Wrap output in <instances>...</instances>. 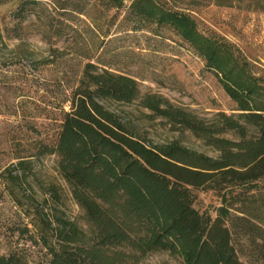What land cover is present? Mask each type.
<instances>
[{
    "label": "trees",
    "instance_id": "1",
    "mask_svg": "<svg viewBox=\"0 0 264 264\" xmlns=\"http://www.w3.org/2000/svg\"><path fill=\"white\" fill-rule=\"evenodd\" d=\"M98 1L102 8L92 13L90 0H0V45L21 42L36 27L42 40L67 42L81 59L72 80H58L54 88L35 92L52 118L54 139L36 136L32 154H17L15 162L0 169V227L30 232L14 219L27 215L24 188L34 175V159L44 155L56 157L57 172L91 227L86 235L62 214L54 217L53 226L37 202L33 237L42 247V259L30 263L23 249H16L0 253V264H145L144 258L158 250L177 260L161 264H197L206 245L219 264H264L260 79L237 61L227 44L200 33L188 15L163 9L153 0H132L117 22L116 14L106 12L121 9L125 0ZM151 26L156 33L172 30L203 58L237 113L217 112L214 121L206 122L159 94H140L136 80L117 68L119 58L134 54L111 45ZM105 102L135 103L148 111L144 116L164 119L173 131L189 132L218 156L178 142L150 145ZM30 130L37 132L34 126ZM227 132L236 139L222 136ZM202 188L218 192L214 216L194 207V191ZM5 196L15 210L3 206ZM49 197L57 209V190L52 188Z\"/></svg>",
    "mask_w": 264,
    "mask_h": 264
},
{
    "label": "rangeland",
    "instance_id": "2",
    "mask_svg": "<svg viewBox=\"0 0 264 264\" xmlns=\"http://www.w3.org/2000/svg\"><path fill=\"white\" fill-rule=\"evenodd\" d=\"M131 1L125 0L121 9L106 13L109 16L116 14L118 22ZM153 1L163 9L188 15L200 33L227 44L237 61L250 74L259 78V84L264 86V0ZM89 4L92 13L102 8L98 0H90ZM107 20L100 22L105 23ZM28 30L21 42L6 40L0 45V169L15 162L17 154H32L34 149L31 143L36 136L47 142L54 139L52 118L45 111V103L37 100L35 92L42 87L54 88L58 80H72L77 63L81 60L74 56L67 42L48 43L41 39L36 27ZM142 30L136 33V37H125L111 45V48L116 46L119 51L134 54L119 58L117 68L136 80L140 94H159L173 106L206 122L214 121L217 112L237 113L235 103L225 93L219 77L206 68L203 58L175 32L164 28L156 33L154 26ZM18 43L19 46L15 48ZM105 105L150 145L163 146L178 142L181 146L210 157L218 156L213 148L189 132L173 131L164 119L144 116L149 114L148 111L135 103L122 105L105 102ZM20 107L23 110L20 111ZM30 126H34L37 132L32 133ZM222 136L232 140L237 137L232 132ZM18 143L21 144L19 149ZM34 161V175L29 177V184L24 188L25 196L22 197L25 208H28L27 215L22 214L20 218L14 219L21 226L27 225L30 232L19 234L14 229L5 231V228L0 227V253L23 249L30 263L33 258L39 260L43 257L42 247L33 237L36 232L34 224L38 222L35 203L42 204L43 212L51 217L53 226L54 217L62 214L82 233L88 235L91 232L84 210L73 200L67 184L57 172L56 157L44 155ZM259 184H264V178ZM52 188L59 193V202L55 203L57 209L49 197ZM194 193L195 209L214 216L220 206L218 192L202 188ZM5 201L6 205L3 206H7V209H16L7 196ZM143 262L161 264L175 263L177 260L168 252L158 250L148 254ZM197 264L219 263L206 245Z\"/></svg>",
    "mask_w": 264,
    "mask_h": 264
}]
</instances>
